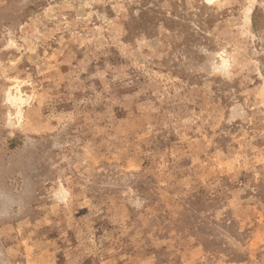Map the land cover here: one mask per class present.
<instances>
[{
  "label": "rangeland",
  "instance_id": "rangeland-1",
  "mask_svg": "<svg viewBox=\"0 0 264 264\" xmlns=\"http://www.w3.org/2000/svg\"><path fill=\"white\" fill-rule=\"evenodd\" d=\"M0 264H264V0H0Z\"/></svg>",
  "mask_w": 264,
  "mask_h": 264
}]
</instances>
